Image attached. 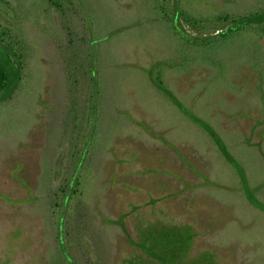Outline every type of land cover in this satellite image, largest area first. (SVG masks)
I'll list each match as a JSON object with an SVG mask.
<instances>
[{
  "label": "rangeland",
  "instance_id": "1",
  "mask_svg": "<svg viewBox=\"0 0 264 264\" xmlns=\"http://www.w3.org/2000/svg\"><path fill=\"white\" fill-rule=\"evenodd\" d=\"M178 3L200 19L197 29L182 20L185 27L202 36L226 27L219 15L264 12V0ZM171 4L0 0L7 35L0 60L10 73L0 91V264H117L127 234L114 222L115 199L122 200L108 176L110 146L120 139L165 151L179 165L192 187L178 192L174 205L198 201L201 245L231 248L229 264H264V211L247 200L208 134L153 86L146 69L165 59L153 69L216 128L256 186L264 181V29L245 26L193 44L166 20ZM72 45L86 50L78 59L84 72H72ZM256 195L264 201V184ZM213 212L220 213L215 221Z\"/></svg>",
  "mask_w": 264,
  "mask_h": 264
},
{
  "label": "trees",
  "instance_id": "2",
  "mask_svg": "<svg viewBox=\"0 0 264 264\" xmlns=\"http://www.w3.org/2000/svg\"><path fill=\"white\" fill-rule=\"evenodd\" d=\"M173 16L166 19L176 28L177 32L193 44H206L217 35L226 32L248 27H258L263 30L264 12H252L239 14L234 17L219 15L223 20L225 28L219 29L209 35L202 36L191 33L183 24L182 20L194 28H198L200 22L197 17L182 12L178 0H172ZM163 18H165L163 16ZM203 24V23H201ZM4 28L0 30V41H6ZM69 53L76 59L72 72L77 69L85 71V60L80 63L78 59L86 58L85 48L79 50L74 45L69 46ZM88 54V53H87ZM17 55V54H16ZM18 64L21 68L20 55ZM9 59V58H8ZM0 60V91L7 87L10 81L8 67ZM79 63V64H78ZM79 66H78V65ZM165 64V59H158L152 65L146 67L150 73L153 85L165 96L168 97L184 115L195 122L219 149L221 155L234 168L241 185V189L247 200L256 208L264 211V201L257 195L256 191L264 181L256 186L249 183L246 171L242 163L230 151L216 128L204 117L196 114L191 108L185 106L178 96L164 83L162 71L157 68ZM19 71V70H18ZM17 71V75L19 74ZM82 72V73H83ZM77 82V79L74 78ZM89 110L94 105L89 104ZM91 105V106H90ZM92 130L89 127L84 138H88L84 146L87 152L84 159L91 153ZM88 134V136H87ZM258 141V140H257ZM258 143V142H257ZM260 145V144H259ZM76 146V145H75ZM81 148V147H80ZM79 147H75L77 151ZM176 150V149H175ZM178 155L184 158V154ZM112 165L108 182L112 187L113 194L122 201H116L115 206L118 217L114 222L121 224L127 234L124 245L120 248L117 264H229V257L232 258L231 248L221 249L213 245L200 244L202 227L198 224L196 210L198 201H185L174 205V196L184 188L192 187L191 183L184 178L178 164L171 163L168 153L158 150H147L133 142L117 140L110 146ZM174 177L181 185L175 187L169 182L167 176ZM153 177V179H152ZM138 182V183H137ZM151 184V185H150ZM131 192L136 193L133 197ZM216 216L220 213L213 212ZM63 253H66L63 250ZM69 258L67 255H65ZM72 260V259H71ZM71 264H76L72 263Z\"/></svg>",
  "mask_w": 264,
  "mask_h": 264
},
{
  "label": "crops",
  "instance_id": "3",
  "mask_svg": "<svg viewBox=\"0 0 264 264\" xmlns=\"http://www.w3.org/2000/svg\"><path fill=\"white\" fill-rule=\"evenodd\" d=\"M152 83V82H151ZM153 84V83H152ZM154 86V85H153ZM155 87V86H154ZM156 88V87H155ZM157 89V88H156ZM158 90V89H157ZM159 91V90H158ZM160 92V91H159ZM133 118V117H132ZM134 119V118H133Z\"/></svg>",
  "mask_w": 264,
  "mask_h": 264
}]
</instances>
